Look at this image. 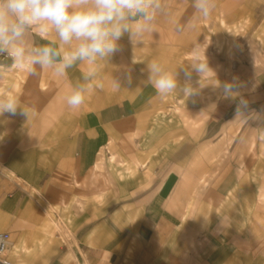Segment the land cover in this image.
<instances>
[{
	"label": "crops",
	"instance_id": "crops-1",
	"mask_svg": "<svg viewBox=\"0 0 264 264\" xmlns=\"http://www.w3.org/2000/svg\"><path fill=\"white\" fill-rule=\"evenodd\" d=\"M161 3L153 30L133 43L125 33L122 50L98 58L89 80L86 62H76L64 78L39 65L32 76L0 54V98L15 97L27 112L0 115V231L11 233L9 258L25 264H264V70L244 79L232 99L215 88L219 97L207 125H166L171 103L196 109L201 102L202 91H183L191 89L182 78L184 55L227 21L223 0H214L207 18L195 12L193 0ZM218 37L208 36L193 53H205L209 40L222 53ZM23 42L61 54L68 48L54 32L41 38L29 29ZM258 42L264 58V33ZM226 49L236 63L235 49ZM152 62L176 73V90L161 96L147 82ZM80 87L85 101L72 109L66 97ZM241 96L248 123L236 119ZM105 168L115 171L109 179ZM102 177L115 183L112 193H95L92 183ZM48 209L66 217L68 230Z\"/></svg>",
	"mask_w": 264,
	"mask_h": 264
},
{
	"label": "clouds",
	"instance_id": "clouds-1",
	"mask_svg": "<svg viewBox=\"0 0 264 264\" xmlns=\"http://www.w3.org/2000/svg\"><path fill=\"white\" fill-rule=\"evenodd\" d=\"M192 7L201 17L207 18L212 13L214 0H193ZM162 12L161 0H0V54L6 53L12 65L36 76L37 65L41 69H50L57 77L64 78L67 70L76 62H86L89 69L84 79L95 77V65L99 59H105L120 52L118 41L127 33L130 41L139 42L138 38L153 30L158 14ZM29 29L47 38L54 32L61 45L68 48L61 54L55 48L45 45L29 48L23 42ZM196 73L204 74L208 69L205 62L197 58L192 65ZM148 83L163 96L177 89L176 73L165 70L159 63L147 65ZM186 79L191 73L184 70ZM233 78L222 86L225 99H232L243 87ZM113 87H121L118 79L113 80ZM184 92L196 95L191 89ZM85 101L83 87L74 88L66 97L67 105L79 108ZM27 112L19 106L13 96L0 98V115L5 113L15 116ZM248 101L241 96L236 108V119L248 123L246 114Z\"/></svg>",
	"mask_w": 264,
	"mask_h": 264
},
{
	"label": "rangeland",
	"instance_id": "rangeland-1",
	"mask_svg": "<svg viewBox=\"0 0 264 264\" xmlns=\"http://www.w3.org/2000/svg\"><path fill=\"white\" fill-rule=\"evenodd\" d=\"M223 2L225 5L223 11L228 24L223 23L221 28L219 25L213 26L212 29L214 31L207 34L200 45L191 51L193 53L196 49L201 48V45H204L208 41V36L212 37V39L220 36L218 37L217 45L219 48L222 47V53H218L214 40H209L204 49L205 53L199 52L197 54L184 55L186 62H188L186 63L188 67L186 70L191 73L192 78L186 79L184 71L182 78L191 85L190 88L193 92L196 90L202 91L201 102L198 104L199 107L195 109L189 105L184 106L178 101L171 103V110L166 113H169L166 121H171L169 123L166 122V125L177 126L186 124L193 127L207 125L208 113L216 104L219 97V94L216 92V96H214L215 88H218L219 92L223 94L222 86L224 83L232 82L233 78L238 83H242L244 79L252 80L256 74L264 70L262 48L258 42V39L264 33V0H223ZM226 48L235 49L232 52H234L236 63L231 64L228 57L230 50L228 51ZM197 58L208 65V69L204 74L196 73L193 70L192 65L197 62ZM222 97L224 96L222 95ZM185 108L190 110H186ZM176 109H180V113L176 112ZM204 112L205 116L203 115ZM104 173L107 176L115 173V171L112 168H105ZM107 177L108 179L110 178L109 176ZM99 180L92 183L95 193L97 191L106 193L114 191L116 185L113 181H107L103 177ZM20 186L24 187L23 185ZM48 213L63 231L68 230V222L64 215L60 214L58 216L53 212V209H48ZM193 215L194 217L197 216V214L191 213L190 217ZM47 217L50 219L48 215ZM65 234L63 233V235ZM11 259L25 264L22 260H19V257Z\"/></svg>",
	"mask_w": 264,
	"mask_h": 264
},
{
	"label": "built area",
	"instance_id": "built-area-1",
	"mask_svg": "<svg viewBox=\"0 0 264 264\" xmlns=\"http://www.w3.org/2000/svg\"><path fill=\"white\" fill-rule=\"evenodd\" d=\"M11 244V233L0 231V264H22L8 257Z\"/></svg>",
	"mask_w": 264,
	"mask_h": 264
}]
</instances>
